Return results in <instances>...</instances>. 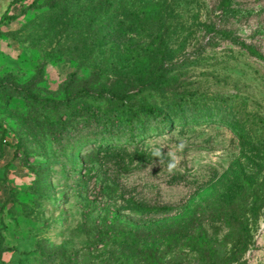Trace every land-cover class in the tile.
Listing matches in <instances>:
<instances>
[{"label":"rangeland","instance_id":"1","mask_svg":"<svg viewBox=\"0 0 264 264\" xmlns=\"http://www.w3.org/2000/svg\"><path fill=\"white\" fill-rule=\"evenodd\" d=\"M111 1L0 0V264H264V0L145 34ZM242 194L248 236L214 214Z\"/></svg>","mask_w":264,"mask_h":264},{"label":"trees","instance_id":"2","mask_svg":"<svg viewBox=\"0 0 264 264\" xmlns=\"http://www.w3.org/2000/svg\"><path fill=\"white\" fill-rule=\"evenodd\" d=\"M125 1H128L131 4V7H125L123 4ZM222 3L225 7H230L232 4V0H222ZM106 5H108L107 12L105 14V18L108 20V22H111L112 20H119V18L123 21L121 23H128L129 27L134 28L135 33H144L145 34V28L144 26H150L152 28L159 27L160 29H163L164 27L167 28V25L170 26V20L175 15L174 10L171 5L170 0H112L111 2H106ZM150 29V31L153 33L155 30ZM130 33V32H129ZM148 34V32H146ZM161 37V35L156 34V37ZM150 37V36H149ZM152 37V36H151ZM230 37V36H228ZM162 45L157 46L155 48L157 59H160V62H162V59L164 58V51L161 49ZM245 49L252 54L253 56L257 58H261V54L256 51L253 48L244 46ZM154 62V61H153ZM150 62L148 64H155V62ZM147 64V66H148ZM158 67H161L158 65ZM187 105L177 107L172 110L171 117H183L187 116L189 114L188 108H186ZM133 118H137L139 115L137 112H133ZM147 116L149 115H155L157 118L161 119L162 123H166V116H163V112L159 108H152L149 109L146 113ZM197 117V114L196 116ZM139 131L138 133H140ZM135 139V138H133ZM136 141V140H133ZM248 210L249 216L252 220L258 219V213L260 210V202L259 198L256 197L252 200L251 203L246 204L245 202V196L238 195V197L232 201H227L226 203L219 204L214 208V214L217 216L220 220L223 222L228 223L231 227H237L243 232L246 231V235L248 236L249 231V225L248 221L244 220L246 219L244 217V214L246 213L245 210ZM147 212H149L147 210ZM204 247H208L206 250ZM193 251L194 248H192ZM210 250V246H200L199 251L200 254L207 255L209 254L207 251ZM150 256L147 251L144 252L143 257ZM159 259L156 257L151 258L147 264H159Z\"/></svg>","mask_w":264,"mask_h":264},{"label":"clouds","instance_id":"3","mask_svg":"<svg viewBox=\"0 0 264 264\" xmlns=\"http://www.w3.org/2000/svg\"><path fill=\"white\" fill-rule=\"evenodd\" d=\"M180 147L182 148L183 146L181 145ZM154 155L159 156V155H160L159 151L155 152ZM176 163H177V161H176V157L173 156V157H172V162L169 163V165H168L169 170L174 169V168L176 167Z\"/></svg>","mask_w":264,"mask_h":264}]
</instances>
